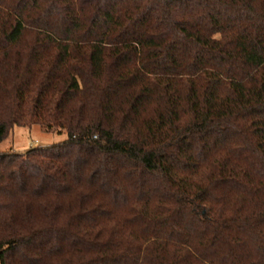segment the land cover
Segmentation results:
<instances>
[{
	"label": "trees",
	"instance_id": "1",
	"mask_svg": "<svg viewBox=\"0 0 264 264\" xmlns=\"http://www.w3.org/2000/svg\"><path fill=\"white\" fill-rule=\"evenodd\" d=\"M0 264H264V0H0Z\"/></svg>",
	"mask_w": 264,
	"mask_h": 264
},
{
	"label": "rangeland",
	"instance_id": "2",
	"mask_svg": "<svg viewBox=\"0 0 264 264\" xmlns=\"http://www.w3.org/2000/svg\"><path fill=\"white\" fill-rule=\"evenodd\" d=\"M65 138V131L59 129L46 131L40 125L13 127L8 136L0 142V152L8 150L25 152L32 146L51 144Z\"/></svg>",
	"mask_w": 264,
	"mask_h": 264
}]
</instances>
